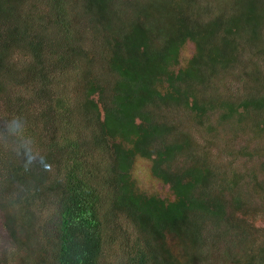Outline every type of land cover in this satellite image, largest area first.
Listing matches in <instances>:
<instances>
[{"label": "trees", "instance_id": "obj_1", "mask_svg": "<svg viewBox=\"0 0 264 264\" xmlns=\"http://www.w3.org/2000/svg\"><path fill=\"white\" fill-rule=\"evenodd\" d=\"M242 43L264 62V0H0V128L22 115L42 156L29 161L0 140V212L11 244L0 264L7 256L107 264L106 239L121 217L140 238L118 264H205L211 233H239L230 244L240 247L249 235L234 213L264 211V160L239 190L245 167L231 159L236 170H220L173 120L186 110L197 125L216 117L218 128L264 135L258 61L247 73L255 93L233 98L213 87ZM140 158L171 199L140 188ZM252 244L257 254H232L237 264H264V241Z\"/></svg>", "mask_w": 264, "mask_h": 264}, {"label": "rangeland", "instance_id": "obj_2", "mask_svg": "<svg viewBox=\"0 0 264 264\" xmlns=\"http://www.w3.org/2000/svg\"><path fill=\"white\" fill-rule=\"evenodd\" d=\"M192 45L184 48L183 52L180 55V65L187 63L188 56L193 50ZM241 55L238 57V62L231 63L230 68H225L223 70L217 69L218 73L213 79V84L217 91L221 95L230 94L233 98H238L240 95H250L253 88L251 86L252 81L247 80V73L253 69L255 61H258V71L263 77L264 82V62L257 60L256 57L252 54V51L249 50L247 43H242L241 45ZM25 51L22 50L16 58H22ZM261 65V66H260ZM250 81V82H248ZM254 83V82H253ZM16 92H22V88H13ZM65 92H68L69 95H74L73 90L66 87ZM254 117H258V112L254 114ZM173 122L178 124L179 128L184 132L187 130L191 133L192 138L195 140L199 152H206V157L210 163L214 166H217L220 170L230 172L231 170H236L232 167V163L229 164V160L234 159L233 166L237 164L245 167V174L242 175L240 172H237L243 176V180H239V190L245 185L246 187L251 186L249 182V177L252 175L250 172L257 170L259 161L264 160V135L260 136L257 133L251 130V126H244L242 128H237L231 124L223 125L221 128H218L217 118L213 117L210 122H204L203 125H197L194 120L186 115V110H181L178 113V117H174ZM211 124V125H210ZM214 128H213V127ZM248 126V127H247ZM236 130V132H235ZM213 135H217L216 139L213 138ZM212 138L209 147L207 146L208 140ZM207 146V147H206ZM259 149L258 152L254 153L256 149ZM249 151L251 156L248 154H243L239 152ZM263 157V158H262ZM149 161L140 158L137 160L136 167L134 169L133 176L137 179L140 188L146 190L148 193H157L163 197L172 198L171 192L168 189L167 185H163L160 181L151 178L148 175ZM241 167V166H240ZM260 172H258L259 174ZM263 175V174H262ZM261 178V173L259 174ZM248 183V184H247ZM260 189V188H259ZM258 196L256 195V198ZM245 199L244 197H242ZM251 200V198H247ZM246 207H248L246 205ZM244 213H234L235 218L238 222L242 221L240 224L245 228L246 234H248V239L242 241L240 247L230 244L236 242V239L240 236L239 233H235L230 239L229 236H225L222 239L217 238L213 231L211 225H207L204 229L205 232H210V235H206V243L208 247L206 249L205 264H237L234 259V255L237 254L235 258H242L247 260L250 254H257V251H251V248H259L260 243L264 241V211L262 213H251L249 215ZM119 231L111 234L106 239L107 248L105 251V261L107 264H118L126 259L124 254L131 255L135 251L133 242L135 239L140 238L138 231L133 227V224L130 221H126L124 217H121L120 220H117ZM4 215L0 212V257L4 255L10 247V241L7 237L5 226L3 225ZM245 238V236H242ZM166 247L172 250L173 254L180 255L181 248L176 245V241L169 236L165 239ZM137 250V249H136ZM7 256V254H6ZM36 256V255H35ZM9 264H21L17 258L8 257ZM46 262V260H45Z\"/></svg>", "mask_w": 264, "mask_h": 264}, {"label": "clouds", "instance_id": "obj_3", "mask_svg": "<svg viewBox=\"0 0 264 264\" xmlns=\"http://www.w3.org/2000/svg\"><path fill=\"white\" fill-rule=\"evenodd\" d=\"M248 46V45H247ZM0 140L7 144L10 150L31 161L41 156L38 145L29 131L27 120L19 114L7 117L0 128Z\"/></svg>", "mask_w": 264, "mask_h": 264}]
</instances>
